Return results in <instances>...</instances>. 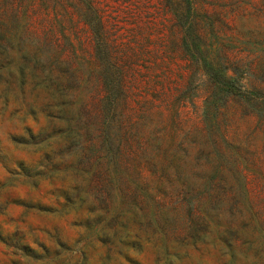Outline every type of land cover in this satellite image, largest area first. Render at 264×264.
Returning a JSON list of instances; mask_svg holds the SVG:
<instances>
[{
  "label": "rangeland",
  "instance_id": "rangeland-1",
  "mask_svg": "<svg viewBox=\"0 0 264 264\" xmlns=\"http://www.w3.org/2000/svg\"><path fill=\"white\" fill-rule=\"evenodd\" d=\"M0 264H264V0H0Z\"/></svg>",
  "mask_w": 264,
  "mask_h": 264
},
{
  "label": "trees",
  "instance_id": "trees-1",
  "mask_svg": "<svg viewBox=\"0 0 264 264\" xmlns=\"http://www.w3.org/2000/svg\"><path fill=\"white\" fill-rule=\"evenodd\" d=\"M102 23H103L102 21H98V22H96V24L90 23V27L92 29H94V28L96 29L97 27L100 26L101 29H104V25ZM190 42H193V41L188 38V35L186 33V35L182 38L181 44H182L183 47H189L190 46ZM194 43H197V42H194ZM205 64H209L210 68H211V70H207L205 68V71H206L207 74L209 73V75H210V79H211V82H212V87H215L216 85H220L221 84V86H223L226 89V91H228L230 93H234V94H242L243 93V89L241 88V86H237L236 83L233 82V79H232L233 77H228V75H226V74L221 76V74H220L219 78H216V77H214V75H218L219 72L216 73V71L214 70L215 68L213 67L212 61L205 60ZM120 79H122V82H123L122 76H121ZM118 87H119V89H123V86H122L121 83H119Z\"/></svg>",
  "mask_w": 264,
  "mask_h": 264
}]
</instances>
